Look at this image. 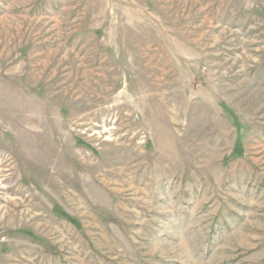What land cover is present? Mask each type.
Instances as JSON below:
<instances>
[{
	"label": "rangeland",
	"instance_id": "obj_1",
	"mask_svg": "<svg viewBox=\"0 0 264 264\" xmlns=\"http://www.w3.org/2000/svg\"><path fill=\"white\" fill-rule=\"evenodd\" d=\"M0 264H264V0H0Z\"/></svg>",
	"mask_w": 264,
	"mask_h": 264
}]
</instances>
